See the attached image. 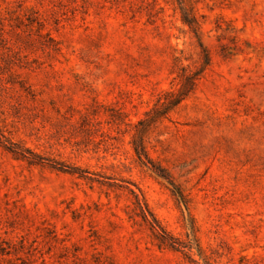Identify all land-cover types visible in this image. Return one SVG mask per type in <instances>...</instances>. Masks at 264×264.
<instances>
[{
	"label": "rangeland",
	"instance_id": "374dc122",
	"mask_svg": "<svg viewBox=\"0 0 264 264\" xmlns=\"http://www.w3.org/2000/svg\"><path fill=\"white\" fill-rule=\"evenodd\" d=\"M224 12L257 52L207 33L212 68L151 122L175 0H0V264H264V0Z\"/></svg>",
	"mask_w": 264,
	"mask_h": 264
},
{
	"label": "trees",
	"instance_id": "16d2710c",
	"mask_svg": "<svg viewBox=\"0 0 264 264\" xmlns=\"http://www.w3.org/2000/svg\"><path fill=\"white\" fill-rule=\"evenodd\" d=\"M244 2L246 0H238ZM203 0H175V11L179 13L181 26L178 27V39L183 40V47L179 43L171 44L172 57L170 62V73L173 76L175 89L165 93L164 101L156 107L154 112L149 113L145 121L157 122L163 119L172 110L179 107L185 100L196 93L200 82L206 77L213 66L214 58L212 48L206 43L205 35L215 32L220 44V55L227 60H236L245 55L249 60L256 53L253 41L246 35L245 29L240 28L234 20L224 12L226 8L233 7V0L228 3L220 2L214 5L207 4V7L214 11L220 8L221 11L212 18L208 13L202 12ZM211 29L207 31V26ZM13 152V149H9ZM145 205L156 222L157 217L151 211L147 202ZM159 238L173 249L181 248L164 227ZM242 264H251L243 260Z\"/></svg>",
	"mask_w": 264,
	"mask_h": 264
}]
</instances>
